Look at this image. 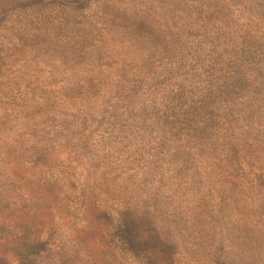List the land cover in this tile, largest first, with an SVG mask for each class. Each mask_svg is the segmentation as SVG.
Masks as SVG:
<instances>
[{
  "label": "rangeland",
  "instance_id": "rangeland-1",
  "mask_svg": "<svg viewBox=\"0 0 264 264\" xmlns=\"http://www.w3.org/2000/svg\"><path fill=\"white\" fill-rule=\"evenodd\" d=\"M71 6L0 30V264H264V0Z\"/></svg>",
  "mask_w": 264,
  "mask_h": 264
},
{
  "label": "trees",
  "instance_id": "trees-1",
  "mask_svg": "<svg viewBox=\"0 0 264 264\" xmlns=\"http://www.w3.org/2000/svg\"><path fill=\"white\" fill-rule=\"evenodd\" d=\"M4 6L2 7L0 11V30H3V35L7 33V28H8V23L12 24L10 27L12 30L17 24H28L32 22L33 17H31L28 14L20 13L19 10H25L28 7H35V6H40V5H46L49 3L53 4H58V3H70L72 4V8H81L83 7L86 3H89L90 0H0V3H4ZM10 3V4H9ZM14 14V15H12ZM12 16V20L9 21L8 17ZM123 237L127 238L129 244L133 247L137 245L138 243L134 239L133 236L130 234H122ZM22 253V252H19ZM0 262H5L2 258H0ZM172 264V263H169Z\"/></svg>",
  "mask_w": 264,
  "mask_h": 264
}]
</instances>
